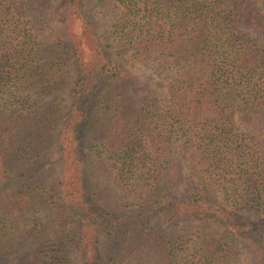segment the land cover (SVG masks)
I'll use <instances>...</instances> for the list:
<instances>
[{"label":"trees","instance_id":"16d2710c","mask_svg":"<svg viewBox=\"0 0 264 264\" xmlns=\"http://www.w3.org/2000/svg\"><path fill=\"white\" fill-rule=\"evenodd\" d=\"M47 5L0 0V264H260L264 0Z\"/></svg>","mask_w":264,"mask_h":264},{"label":"rangeland","instance_id":"374dc122","mask_svg":"<svg viewBox=\"0 0 264 264\" xmlns=\"http://www.w3.org/2000/svg\"><path fill=\"white\" fill-rule=\"evenodd\" d=\"M47 1L49 3V5L47 6H50L51 4L55 3L56 0H47ZM262 9L264 8L262 7ZM92 10L94 11V17L98 24L97 31L100 32L107 25V20L104 15V10H102L98 5H94L92 7ZM48 22L50 26H53V27L57 26V23H55L54 20H52L51 18L50 20H48ZM70 25H71L70 26L71 29L74 30L73 32L77 31V26H76L77 24L75 22H71ZM126 66H129V68L135 73L134 82L130 83L128 86V91L131 92V95L138 96V95H143L146 93L148 94L154 93L159 98L165 95V88L163 87V84L160 82L158 76L155 74L154 71H151L148 67L140 65L139 63L133 62L131 60H128L126 62ZM55 79L62 80L60 82L59 92H60V95H64L66 85H67L65 81H69V74L67 76V74L63 73L62 78H60L59 76H56ZM62 110H63V107H62ZM55 121L56 123L54 124V129H57L58 126L60 125L59 116H57ZM49 159H51L53 162L45 165L46 178H49V176L54 177L55 175L59 174L58 170L60 169V166H61V155L55 149L51 150L49 154ZM249 214H251V212H246L244 210V215H249ZM254 218L255 216L253 218L250 217V221L251 219H254ZM245 220L246 219H243L244 222ZM229 264H250V257L248 256L246 250L243 247L240 246L239 248L238 246L237 252L233 256V258L229 261ZM260 264H264V258L262 259Z\"/></svg>","mask_w":264,"mask_h":264}]
</instances>
